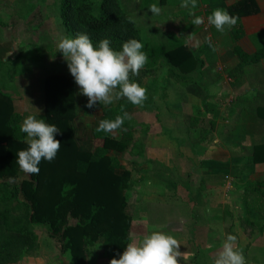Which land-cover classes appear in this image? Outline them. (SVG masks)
Masks as SVG:
<instances>
[{
  "label": "crops",
  "instance_id": "1",
  "mask_svg": "<svg viewBox=\"0 0 264 264\" xmlns=\"http://www.w3.org/2000/svg\"><path fill=\"white\" fill-rule=\"evenodd\" d=\"M41 1L40 10L47 6L42 5L45 0ZM142 1L147 0H131L132 16L141 26L142 51L148 56V48L153 41L163 40L167 33L173 32L181 37L190 51L198 55L201 67L183 75L160 61L151 65L148 56L139 75L132 76L147 90L144 103L131 106L135 108L131 118L136 132L132 140L137 141L133 144L147 146V164L144 163L143 167L147 176L142 178H153L155 181L162 173L167 172L168 175L174 172L179 182L160 184L156 181L161 186V192L149 190L137 199L132 209V222L137 219L135 215L146 216L147 220L143 221L152 229L148 230L149 233L162 231L176 238L181 244L180 251L190 257L186 262L178 257L180 264H213L229 234L237 237L236 247L243 252L246 264H264V216L257 213L260 207L264 209V187L260 189L259 200L262 202L258 205L251 204L257 195L248 190L251 184L264 183V164H254L250 156L253 145L264 143V121L255 115V109L264 105V57L256 63H241L233 53L229 30L221 33L207 23L209 10L225 7L227 2L224 0H208L206 3L197 0L195 15L204 17L205 23L189 28L185 20H192L194 16L180 6L182 0H172L170 5L162 6L159 13L164 18H171L170 22L163 24L156 20L159 22L149 25L146 30L141 21L143 18L150 19L152 13L149 5H143ZM260 3V12L242 17L241 24L245 34L252 39L258 38L257 46L264 49V0ZM53 5L51 3V7ZM23 12L25 16H36L35 10L31 14L25 13L26 10ZM170 14L177 17L172 19ZM14 17V21L22 18ZM0 22L6 24L3 20ZM10 27L12 29L7 34L0 30L2 36H9L6 39L0 36V50L3 52L8 49V39L18 37L17 23L12 22ZM21 57L22 54L17 58ZM5 58L0 61L9 59L8 56ZM61 63H66V60L56 64ZM45 77L44 67L43 72L35 76L27 72L17 75L22 96H25V91L37 93L39 89L44 96ZM77 88L80 105L78 85ZM34 96L25 100L12 96L14 110L21 113V124L23 115L28 112L25 102L29 101L35 102L33 114L44 120L43 98L42 102H38L32 99ZM225 99L227 106L223 111H227L222 115L218 102ZM19 102H22L23 109L20 113ZM136 112L138 116H135ZM88 113L100 111H88L79 106L81 116L85 117ZM99 117L100 114L94 117L95 123L91 126L86 120L87 127L97 128ZM138 137H142L143 141L139 143ZM178 139L181 145L175 143ZM86 143L89 144L87 148L84 147ZM173 143L181 146L180 152L171 149ZM82 147L89 150L91 142L84 141ZM117 153L112 152L111 155L116 157ZM182 184H187L188 188L181 187ZM155 194L160 197L158 201L154 199ZM247 205L255 208L256 212L246 215ZM153 218L156 220L153 221Z\"/></svg>",
  "mask_w": 264,
  "mask_h": 264
},
{
  "label": "trees",
  "instance_id": "2",
  "mask_svg": "<svg viewBox=\"0 0 264 264\" xmlns=\"http://www.w3.org/2000/svg\"><path fill=\"white\" fill-rule=\"evenodd\" d=\"M224 1L227 5L222 9L239 17L236 26L229 30L234 55L241 63L258 62L264 57V49L257 46L258 38L245 34L241 18L259 13L260 0ZM127 3L131 0H61L59 25L68 38L87 34L95 47L102 39H109L110 47L120 51L129 39L140 41L141 26L129 13ZM142 3L162 8L172 0ZM212 11L209 10L208 15ZM192 20H185L187 28L193 25ZM148 56L151 65L160 61L183 75L201 67L198 55L173 32L167 33L163 40L153 41ZM10 61V65L16 64V60ZM5 63L0 61V73ZM55 65L60 67V64ZM63 70L51 67L44 79V121L60 129L55 138L61 146L53 161L42 159L38 175L26 174L19 168L18 152L29 147L27 134L19 131L21 116L14 110L13 97L0 88V182L11 194H22L30 207L29 223L48 225L51 237L60 243L61 252L68 253L69 264H87L89 248L98 241H102L109 260L117 259L130 242L132 209L136 202L128 203L125 196L131 170L111 153L126 150L135 124L132 118L125 119L122 128L114 134L97 131L98 127H86L79 106L88 111H100L99 126L102 120L123 116L133 104L121 98L106 106L98 103L93 109L85 107L87 101L79 105L74 77L68 68ZM255 115L264 121V105L255 109ZM84 141L91 142L89 150L82 147ZM250 151L254 164H264V143L253 145ZM261 187L264 183L248 186V190L257 195L252 205L262 202L259 200ZM260 208L257 213L264 216V209ZM245 211L249 215L256 209L247 205ZM3 220H0V264H16L36 245V236L29 230L7 231Z\"/></svg>",
  "mask_w": 264,
  "mask_h": 264
},
{
  "label": "rangeland",
  "instance_id": "3",
  "mask_svg": "<svg viewBox=\"0 0 264 264\" xmlns=\"http://www.w3.org/2000/svg\"><path fill=\"white\" fill-rule=\"evenodd\" d=\"M94 1H98V0H94ZM41 3H42L41 0H0V20L6 22V24L5 23L1 24L0 22V30L4 31L6 34L9 33L8 31L12 29V27H10L11 23L15 22L17 23L18 26L17 28L18 33H16V36L19 37V38L17 37L15 40L13 38L12 40L8 39V44L6 46L8 47V49L6 52L0 50L1 60L6 59L5 58L6 56H8L9 58L4 64L3 68L1 69L0 88L6 93L11 94L12 96L16 98L22 97L24 100L29 99V97L35 95L34 97H32V99L38 102L39 101L42 102V98H43V93H41L40 89L38 90L37 93L36 92L30 93L28 91H25V96H22L23 91L18 86L21 84V82L17 84L16 76L20 75L21 73L24 75L25 72L35 76L38 75L40 72H43V67L45 68L46 75L48 72H50L51 67L53 68L56 67L58 70L61 71H64L63 69L65 67L68 68L67 61L66 63H61L59 68L55 65V63L58 62L59 63L65 62L63 54L59 52L57 49V45L59 41L62 38L66 37L59 25L61 23V20L58 11V5L61 3V0H45L42 5L46 4L47 6H45V8L43 7V9L40 10L39 6H41ZM51 3L54 4L53 7H51ZM132 5L133 4L131 3L126 4V7L128 8V11L131 15H132V10H131ZM23 10H26L25 13L29 12L28 14L33 13L35 10L36 16L35 17H33V15L25 16ZM12 12H14V14H12ZM10 14H12L11 17ZM14 15H17L18 17L22 16V18H20V20L14 21L13 20V18H15ZM151 16L152 17L150 19L143 18L144 21L143 20L141 21L142 24H144L145 30L149 25H153V23L155 22L158 23L160 21L163 22V24H167L171 20V18H164V16L160 14L158 15L152 14ZM170 17H172V19H175V17L177 16L176 14H174L171 15ZM164 20H166V22ZM145 30L144 33H146ZM0 36L1 39H6L9 37L8 35L2 36L1 33ZM21 54L23 57L17 58ZM10 59H16V64L10 65L11 62ZM29 68H31V71L29 70ZM8 69H10L9 72L11 73L7 72ZM130 80L136 82L135 79H132L131 74H130ZM156 88H158V86ZM79 92H80L79 93L80 102L88 99L86 96L81 94L80 88H79ZM226 102H227L226 99L221 102L219 100L218 102L222 115L223 113L225 115V112L227 111V110H225V112L223 111L224 108L226 109V107H224L226 105ZM21 103L22 102L18 103L19 113L23 111ZM25 105H27L28 107V112L25 113L26 115H23L24 118H26L30 114H33V112L36 110L35 102H30V101L25 102ZM134 109L135 108H128L127 113L130 116H132L134 113ZM97 114L100 113H88V115H85V117L82 115L84 117L83 120L84 121L87 120L88 126H91V124L95 123L93 120L94 117L97 116ZM135 116H138V112L135 113ZM35 117L37 119H41L39 115ZM171 134L173 135V133ZM188 135L189 134H187L186 136ZM140 141L141 142L143 141L142 137H138V142L140 143ZM135 142L137 141L134 140L133 142V140H131L126 150L121 153H117L116 156L120 160L121 164L128 170H131L132 172L129 187L125 194L128 203H132L133 201L136 202L137 199H140L142 197L141 196L142 194H147L149 190L150 192L151 190L153 192L156 191L161 192L162 190L161 186L158 185L157 182H159L160 184L166 182L170 183L171 181L178 182L174 172L168 175L167 172L162 173L163 175L159 178H156L155 181L153 180V178L143 179L142 176L144 177L147 176L144 175L145 173H147V171L145 168H143L144 163L147 162L146 160L147 146L140 145L139 147L133 144ZM175 143L177 145H181V141L179 139L175 141ZM175 143H173V147L171 149L174 150V152L175 151L180 152L181 146H176ZM84 147L85 148L89 147V144L86 143ZM161 148L164 149V147ZM2 184L3 183L0 182V220H2V218L4 219L3 224L6 230L11 232H16V231L24 232L29 230L32 231L33 234L36 236V245L31 249V251H28L27 253L25 252L21 260L16 264H69L68 253L61 252L60 243L56 238L51 237L48 225L47 224L31 225L28 221L30 207L29 204L24 199V197L22 196V194L19 193L18 196H15L13 195V193L11 194L10 190H6L7 189L6 187L4 190V186ZM182 185L181 187L188 188L187 184L186 185L182 184ZM154 199L158 201V199H160L159 195L155 194ZM144 209L146 210V208ZM135 217L137 219H135L134 222H132L131 224L129 243L142 242L143 238L147 234H151L149 233L148 230H152L143 221V220H147L146 216L140 217L135 215ZM155 220L156 218L155 219L153 218V221ZM123 252L124 251H122L120 255ZM119 256L117 257V259H119ZM110 261L111 260H109L108 255L105 253L103 249L102 241L96 242L92 247L89 248L87 264H110Z\"/></svg>",
  "mask_w": 264,
  "mask_h": 264
},
{
  "label": "clouds",
  "instance_id": "4",
  "mask_svg": "<svg viewBox=\"0 0 264 264\" xmlns=\"http://www.w3.org/2000/svg\"><path fill=\"white\" fill-rule=\"evenodd\" d=\"M180 6L188 9L189 15L194 16L193 25L205 23L204 17L195 15L197 0H182ZM148 9L153 15L161 12L157 4L150 5ZM238 19V16L228 11L216 8L207 17V23L223 33L234 28ZM209 45L211 46L210 41ZM143 48L144 45L135 38L123 43L120 51L110 47L109 39H102L99 46L95 47L87 34L62 38L57 45L81 94L88 98L85 105L88 109L95 108L98 103L110 105L121 98H126L135 106L144 103L147 99L146 88L130 80V74L138 76L148 61ZM125 119L130 120L131 116L124 113L114 120H102L96 130L114 134L122 128ZM19 131L27 134L26 142L29 145L26 150L18 152L19 168L26 174L38 175V165L42 159L53 161L60 149L61 143L55 138L60 129L28 115L23 119ZM236 240L235 235H227L213 264H246L243 252L236 247ZM180 245L173 236L153 231L142 242L129 243L119 259L112 258L110 264H180L178 257H182L185 262L190 259L187 253L180 251Z\"/></svg>",
  "mask_w": 264,
  "mask_h": 264
}]
</instances>
